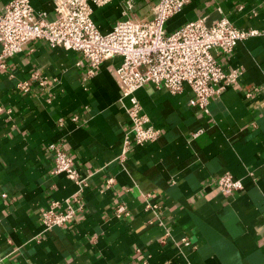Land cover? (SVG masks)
Instances as JSON below:
<instances>
[{"label":"crops","instance_id":"1","mask_svg":"<svg viewBox=\"0 0 264 264\" xmlns=\"http://www.w3.org/2000/svg\"><path fill=\"white\" fill-rule=\"evenodd\" d=\"M30 2L45 21L53 18V0ZM157 2L109 0L92 5V20L108 33L127 18L149 21ZM221 18L255 31L217 57L225 71H241L237 82L206 111L190 104L188 85L179 94L144 85L135 97L161 134L141 146L124 144L130 122L129 101L119 102L120 57L104 61L88 81L77 52L43 41L4 59L0 264H264V0H187L164 29ZM33 73L54 80L50 89L17 91V82ZM52 143L69 152L84 185L51 174ZM224 173L243 188L223 193L216 179ZM77 193L84 212L44 230L42 211ZM119 206L126 215L117 214Z\"/></svg>","mask_w":264,"mask_h":264},{"label":"built area","instance_id":"2","mask_svg":"<svg viewBox=\"0 0 264 264\" xmlns=\"http://www.w3.org/2000/svg\"><path fill=\"white\" fill-rule=\"evenodd\" d=\"M108 1L53 0L54 16L45 21L44 15L35 13L30 0H6L0 7V70L6 68L5 58L22 52L32 41L77 52L82 59L78 65L84 67L82 61L87 63L83 81L95 76L107 59L120 57L115 76L121 89L119 102L123 105L125 99L129 101L125 108L130 122L124 135L126 147L155 142L161 134L160 129L149 124L135 97V92L144 85L153 84L171 94L181 93L184 85H188L193 93L190 104L206 111L212 98L237 82L241 71H225L217 57L230 55L237 43L255 31L238 29L221 18L210 25L204 20L192 21L167 33L165 23L183 10L187 0H158L149 21L127 18L116 22L108 33H101L92 20V5ZM242 8L239 6L238 10ZM53 81L33 73L29 79L17 82L16 90L28 93L33 85L47 90ZM257 91L258 88L248 90L246 96L251 97ZM46 149L52 157V175L63 174L78 185L85 184L86 177L79 175L72 156L61 143L49 144ZM216 183L225 194L243 188L242 181L230 173L220 175ZM84 210L78 193L63 203L52 201L41 213L44 230L62 228ZM116 212L127 214L123 206Z\"/></svg>","mask_w":264,"mask_h":264}]
</instances>
